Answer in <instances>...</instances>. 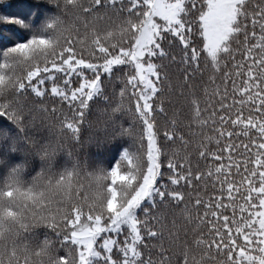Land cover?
<instances>
[{
	"label": "snow or ice",
	"instance_id": "6c2138e0",
	"mask_svg": "<svg viewBox=\"0 0 264 264\" xmlns=\"http://www.w3.org/2000/svg\"><path fill=\"white\" fill-rule=\"evenodd\" d=\"M0 264H264V0H0Z\"/></svg>",
	"mask_w": 264,
	"mask_h": 264
},
{
	"label": "trees",
	"instance_id": "16d2710c",
	"mask_svg": "<svg viewBox=\"0 0 264 264\" xmlns=\"http://www.w3.org/2000/svg\"><path fill=\"white\" fill-rule=\"evenodd\" d=\"M11 2H15V0H11ZM166 47H167V45H165ZM174 51H176L177 52V54H179L178 53V49H174ZM102 106V105H101ZM95 115V113L93 112V116ZM85 151H87V152H95L96 151V149H95V147H93V146H87L86 147V149H85Z\"/></svg>",
	"mask_w": 264,
	"mask_h": 264
}]
</instances>
